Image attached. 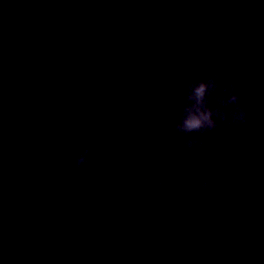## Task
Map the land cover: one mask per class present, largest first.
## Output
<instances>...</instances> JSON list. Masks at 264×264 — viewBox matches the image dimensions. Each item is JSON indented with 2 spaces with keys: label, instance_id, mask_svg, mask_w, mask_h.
<instances>
[{
  "label": "water",
  "instance_id": "1",
  "mask_svg": "<svg viewBox=\"0 0 264 264\" xmlns=\"http://www.w3.org/2000/svg\"><path fill=\"white\" fill-rule=\"evenodd\" d=\"M0 264H264V0H0Z\"/></svg>",
  "mask_w": 264,
  "mask_h": 264
},
{
  "label": "clouds",
  "instance_id": "2",
  "mask_svg": "<svg viewBox=\"0 0 264 264\" xmlns=\"http://www.w3.org/2000/svg\"><path fill=\"white\" fill-rule=\"evenodd\" d=\"M219 79L220 73L216 72L209 75L207 79L192 81L187 85L186 101L191 103L184 105L183 111L179 117L180 122L175 125V130L181 134L187 148L195 149L203 146L204 140L199 136L190 137L188 134L199 133L203 135L216 130L219 127V123L213 119L214 116H218L220 121L235 127L247 124L250 119L249 112L241 103V96L238 94L239 84L236 82H232L225 86L222 89V93L215 97L220 103H224L225 96H230V100L227 102L234 105L231 110L230 119L228 113L222 111L219 106L215 108L209 106L212 103V94L220 87L218 83ZM206 94L208 99H206ZM90 152L91 149L85 147L82 154L74 158L76 165L80 166L86 164ZM143 179L145 181H150L153 188L164 187V181L154 177L150 173H146ZM199 183L204 190H208L215 184V180L201 176L199 178ZM32 190H35V186H33Z\"/></svg>",
  "mask_w": 264,
  "mask_h": 264
}]
</instances>
